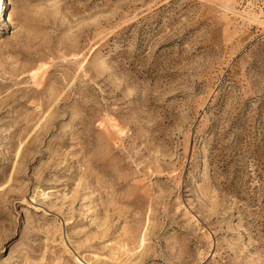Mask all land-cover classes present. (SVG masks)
<instances>
[{"label": "rangeland", "instance_id": "374dc122", "mask_svg": "<svg viewBox=\"0 0 264 264\" xmlns=\"http://www.w3.org/2000/svg\"><path fill=\"white\" fill-rule=\"evenodd\" d=\"M0 264H264V0H0Z\"/></svg>", "mask_w": 264, "mask_h": 264}, {"label": "bare ground", "instance_id": "6f19581e", "mask_svg": "<svg viewBox=\"0 0 264 264\" xmlns=\"http://www.w3.org/2000/svg\"><path fill=\"white\" fill-rule=\"evenodd\" d=\"M4 6L1 7V9L3 10ZM1 15L3 16V12H1ZM5 19H7V15L4 16ZM9 22V21H8Z\"/></svg>", "mask_w": 264, "mask_h": 264}]
</instances>
